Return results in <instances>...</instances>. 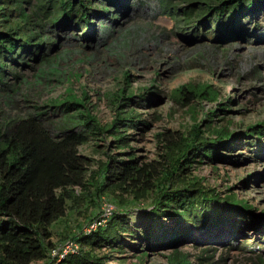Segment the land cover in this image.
<instances>
[{
	"label": "rangeland",
	"instance_id": "obj_1",
	"mask_svg": "<svg viewBox=\"0 0 264 264\" xmlns=\"http://www.w3.org/2000/svg\"><path fill=\"white\" fill-rule=\"evenodd\" d=\"M99 2L107 3L99 0L96 8L105 5ZM201 2L198 0L186 8L191 17L188 23L183 20L187 0L171 2L178 9L179 19L164 8L161 0H128L119 13L114 5L107 3L105 6L110 11L106 17L90 15L95 29L87 35L89 31L82 34V23L77 25L76 19L58 26L51 23L49 18L54 9L47 8L46 1L0 0L6 9L15 10L21 4L25 13L37 15L34 22L40 27H35L34 23L29 28L52 39L50 45L44 44V58L28 56L18 64H12L14 69L7 75L6 84H0V128L6 129L9 122L43 113L38 118L55 131L61 114L48 105L56 98L62 101L70 98V93L84 98L85 92L86 108L102 124L110 123L116 115L114 98L120 88L126 93L132 90L140 94L145 92L144 88L158 93L151 98V105H132L150 127L129 129L130 145L123 149L127 152L132 147L135 154L149 160L160 159L162 149L156 135L161 132L191 137L194 124L200 122L205 137H216L208 132L210 125L243 133L249 126L262 122L264 7L244 19L242 23L247 31L243 37L221 42L215 39V31L203 35L202 25L197 22L200 19L197 14L205 9ZM10 10L7 11L8 18H18V13H10ZM194 26L197 27L194 34H200L198 37L191 35ZM125 73L129 74V82L124 78ZM183 84H209L217 93V99L193 101V111L170 97L171 91ZM216 108L218 111L213 117L211 112ZM221 108L229 111H221ZM184 143L180 140L178 148L169 151L168 157L182 150ZM105 150L114 155L121 151L115 148L111 137L100 135L79 148L80 153L92 159L93 171L105 163ZM228 155L238 157L214 163L205 160L203 164L194 165L193 175L222 199L234 194L240 200L248 201L255 213L262 216L264 138L257 141L255 136L249 142L243 137L236 141L234 151ZM126 198V194L116 189L107 191L98 203L93 186L90 191L77 189L75 197L69 201L67 214L51 227L53 241L58 244L67 240L91 218L101 216L102 201L108 200L116 206V200ZM148 202L130 209L131 225L143 226L145 210L150 209ZM230 216V221L220 231L213 229L212 233H205L193 228L192 236L186 242L167 249L150 248L143 260L138 259L137 254L142 252L140 249L144 248L145 242L141 246V242L133 243L132 238L126 236L122 242L124 250L113 253L114 258L108 264H170L169 256L176 249L186 254L189 264H264V228L241 220L243 217ZM171 224L166 222V225ZM183 224L187 226L188 222ZM159 226V223L155 224V232L160 233ZM102 251L109 253V249Z\"/></svg>",
	"mask_w": 264,
	"mask_h": 264
},
{
	"label": "trees",
	"instance_id": "obj_2",
	"mask_svg": "<svg viewBox=\"0 0 264 264\" xmlns=\"http://www.w3.org/2000/svg\"><path fill=\"white\" fill-rule=\"evenodd\" d=\"M40 1H46L47 8L53 7V15L49 18L51 23L55 22L58 26L76 19L77 25L82 23V34L89 31L88 35L95 29L90 15L106 17L110 11L105 6L107 3L114 5L118 12L128 0H104L107 3L99 2L105 5L98 8L95 4L99 0ZM172 1L161 0L164 8L179 19L178 9ZM197 1L187 0L188 4L183 9V20L187 23L191 17L186 8ZM200 1L204 2L205 9L197 14L200 18L197 22L202 25L203 35L215 31V39L221 42L243 37L247 31L245 23H242L244 19L264 7V0ZM8 10L0 4L2 85L6 84L7 75L14 69L12 64H18L28 56L44 58V44L50 45L52 40L48 35L29 28L34 23L35 27H40L34 22L37 15L25 13L21 4L9 11L18 13V18H8ZM196 28L194 26L191 30L192 37L200 35L199 32L194 34ZM124 78L129 82L128 73ZM144 89L145 92L135 94L132 90L126 93L124 88H120L114 98L116 115L110 123L102 124L86 108L85 92L84 98L70 93V98L64 101L56 98L48 105L61 114L55 131L47 128L38 118L43 113L9 122L6 129L0 128V264H33L45 259L48 251L57 245L52 239V225L67 214L69 201L75 197L76 190L90 191V186L95 189L98 203L107 191L116 189H120L127 198L115 201L117 209L106 225L88 234L81 233L82 226L76 234L68 236L79 242L80 251L69 255L60 264H108L114 258L113 253L124 250L122 242L126 236H130L133 243L141 242V246L145 242L143 246L146 248L140 249L142 252L137 254L138 259L143 260L150 248L167 249L186 242L192 236L193 228L202 229L205 233H212L213 229L220 231L230 221V215L243 217L241 220H249L257 228H264V213L262 216L256 214L248 201L240 200L234 194L222 199L192 173L194 165L203 164L205 160L214 163L238 157L228 155V152L234 151L236 141L243 137L249 142L255 136L257 141L263 139L264 120L249 126L243 133L210 125L208 132L216 137H205L200 122L194 124L191 137L161 132L156 135L162 149L160 159L149 160L135 154L132 147L127 152L123 150L130 145L129 129L150 127V123L142 119L132 106L152 104L151 98L158 93ZM170 97L195 111L193 101L216 100L217 93L209 84H183L173 89ZM217 111L216 108L211 112L213 117ZM99 135L111 137L115 148L121 151L114 155L105 150V163L99 170L93 171L92 159L80 153L79 148ZM180 140L185 141L183 149L168 157L169 151L178 148ZM222 201L226 203L219 204ZM146 202L150 209L145 210L147 214L143 226L131 225L130 209ZM212 203L215 205L212 206ZM167 221L172 224L166 225ZM186 221L187 226L183 224ZM259 221L262 224H257ZM157 223L160 224L161 234L155 232ZM103 249H109V253L103 252ZM169 260L170 264H189L186 254L178 249L172 252Z\"/></svg>",
	"mask_w": 264,
	"mask_h": 264
},
{
	"label": "built area",
	"instance_id": "obj_3",
	"mask_svg": "<svg viewBox=\"0 0 264 264\" xmlns=\"http://www.w3.org/2000/svg\"><path fill=\"white\" fill-rule=\"evenodd\" d=\"M101 205V216L95 217L87 222L86 226L82 227L81 233L83 232L85 234H88L89 232H91V230L96 229L99 226L106 225L117 209L114 203L108 200L102 201ZM79 251V242L68 238L67 240L60 242L56 246L52 247L48 251L45 259L36 261L33 264H60L69 255L77 254Z\"/></svg>",
	"mask_w": 264,
	"mask_h": 264
}]
</instances>
